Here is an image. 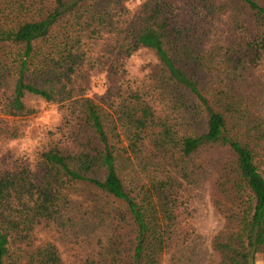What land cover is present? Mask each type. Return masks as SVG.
<instances>
[{"label": "trees", "instance_id": "1", "mask_svg": "<svg viewBox=\"0 0 264 264\" xmlns=\"http://www.w3.org/2000/svg\"><path fill=\"white\" fill-rule=\"evenodd\" d=\"M127 2L0 0V264H162L208 169L212 264H264V0ZM26 96L60 114L32 159Z\"/></svg>", "mask_w": 264, "mask_h": 264}, {"label": "rangeland", "instance_id": "2", "mask_svg": "<svg viewBox=\"0 0 264 264\" xmlns=\"http://www.w3.org/2000/svg\"><path fill=\"white\" fill-rule=\"evenodd\" d=\"M142 0H128V7L137 6ZM156 65L152 52L140 49L135 52L126 63V69L131 77L140 78L151 72ZM108 80L102 74L93 75L88 82V95L98 98L104 94ZM25 103L34 112L29 115L23 135L12 141L16 154L32 159L33 153L45 141V134L52 130L60 121V114L55 104L46 103L39 97L26 96ZM258 115L264 117V93L254 107ZM219 154V153H218ZM218 154L214 157L217 158ZM220 155V154H219ZM189 199L186 203V212L181 214V226L192 227L193 235L189 246L183 248L175 246L163 257L162 264H212L215 261L211 249L212 236L222 228L224 220L215 207V199L219 196L213 188L212 170L188 191Z\"/></svg>", "mask_w": 264, "mask_h": 264}]
</instances>
